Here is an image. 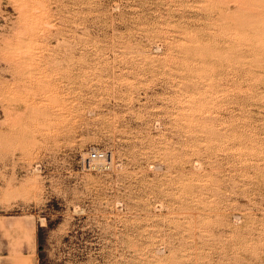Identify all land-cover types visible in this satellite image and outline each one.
Here are the masks:
<instances>
[{
    "label": "rangeland",
    "instance_id": "rangeland-1",
    "mask_svg": "<svg viewBox=\"0 0 264 264\" xmlns=\"http://www.w3.org/2000/svg\"><path fill=\"white\" fill-rule=\"evenodd\" d=\"M0 264H264V0H0Z\"/></svg>",
    "mask_w": 264,
    "mask_h": 264
},
{
    "label": "built area",
    "instance_id": "built-area-1",
    "mask_svg": "<svg viewBox=\"0 0 264 264\" xmlns=\"http://www.w3.org/2000/svg\"><path fill=\"white\" fill-rule=\"evenodd\" d=\"M96 155H97V154H96V153H94V152H93V153H91V157H96Z\"/></svg>",
    "mask_w": 264,
    "mask_h": 264
},
{
    "label": "bare ground",
    "instance_id": "bare-ground-1",
    "mask_svg": "<svg viewBox=\"0 0 264 264\" xmlns=\"http://www.w3.org/2000/svg\"><path fill=\"white\" fill-rule=\"evenodd\" d=\"M100 162V161H99ZM96 166V165H95Z\"/></svg>",
    "mask_w": 264,
    "mask_h": 264
}]
</instances>
